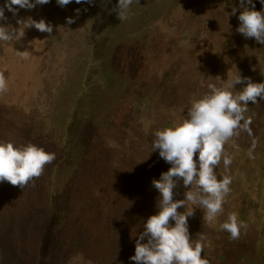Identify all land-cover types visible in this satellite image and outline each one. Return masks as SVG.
<instances>
[{
  "label": "rangeland",
  "instance_id": "1",
  "mask_svg": "<svg viewBox=\"0 0 264 264\" xmlns=\"http://www.w3.org/2000/svg\"><path fill=\"white\" fill-rule=\"evenodd\" d=\"M117 4L50 0L16 16L5 8L0 26L32 17L53 32L22 25V37L0 41V142L56 158L24 189L0 182V264H135L136 240L159 211L152 181L171 167L153 150L155 131L185 119L209 84L225 88L239 75L264 83V44L237 31L240 0H133L122 21ZM244 115L252 135L231 138V165L215 169L232 180L223 213L208 224L196 207L188 218L210 264H264V99ZM187 190L181 180L174 200ZM229 213L247 225L236 240L219 229Z\"/></svg>",
  "mask_w": 264,
  "mask_h": 264
},
{
  "label": "clouds",
  "instance_id": "2",
  "mask_svg": "<svg viewBox=\"0 0 264 264\" xmlns=\"http://www.w3.org/2000/svg\"><path fill=\"white\" fill-rule=\"evenodd\" d=\"M50 0H6L0 7V21H6L5 8L14 16L20 8L31 10L37 5L48 4ZM72 0H57L61 7L69 5ZM93 3L94 0H75ZM264 4V0H261ZM133 0H118L112 11L118 13L121 21L127 18V11ZM18 6V7H17ZM250 6V7H249ZM240 25L237 31L246 38H254L259 44H264V12L255 10L253 0H240ZM79 12V9L76 10ZM237 8L232 9L235 15ZM73 17L67 18L72 24ZM19 29L11 26H0V41L10 42L14 37H22L21 26L51 34L53 25L44 19L35 20L32 17L18 19ZM27 59L26 51L21 52ZM246 81L242 91L234 94L228 88ZM209 94L193 99L187 111V117L174 126L165 127L154 133L153 150H159V155L171 167L163 172L159 179H153L152 185L160 196L157 201L158 213L151 215L143 225L135 245V254L130 258L135 264H210L202 257L204 252V237L193 241L190 238L188 218L198 207L204 212V223H213L218 215L223 213L225 197L230 193L231 177L224 175L218 179L215 169L221 163L227 170L232 163V157L225 153V144L240 131L252 135L251 118H245L248 105L256 104L264 99V83L252 82L250 77L239 75L225 88L209 84ZM7 90L6 77L0 73V92ZM249 150V158L254 159L253 150ZM198 153V160L195 159ZM55 153L34 144L16 147L12 142H0V182L7 181L13 186L24 189L33 179H38L47 164L55 160ZM183 181L187 190L185 199L174 200V189ZM193 188L195 191H193ZM191 205V207H190ZM184 207L186 211L179 212ZM170 221H174L173 226ZM247 225L238 220L236 213H229L227 220L219 224V229L230 234L233 240L239 239L241 228ZM146 240V242H145Z\"/></svg>",
  "mask_w": 264,
  "mask_h": 264
}]
</instances>
